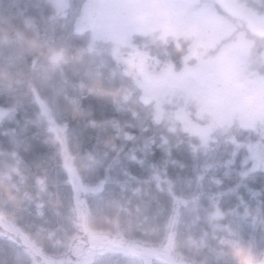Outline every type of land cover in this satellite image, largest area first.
<instances>
[{"label":"trees","instance_id":"1","mask_svg":"<svg viewBox=\"0 0 264 264\" xmlns=\"http://www.w3.org/2000/svg\"><path fill=\"white\" fill-rule=\"evenodd\" d=\"M60 15L57 0H0V213L20 231L0 224V264H22L23 236L39 260L74 264L87 228L131 242V253L143 245L148 264H246L245 256L264 264V176L238 175L264 166L243 170L246 146L231 142V152L217 153L181 121H158L122 72L114 43L77 34L75 20ZM131 40L162 62L176 60L158 37ZM181 105L196 120L195 104H163ZM45 108L64 126L59 138ZM62 146L86 188V220ZM229 157L226 178L218 166Z\"/></svg>","mask_w":264,"mask_h":264},{"label":"rangeland","instance_id":"2","mask_svg":"<svg viewBox=\"0 0 264 264\" xmlns=\"http://www.w3.org/2000/svg\"><path fill=\"white\" fill-rule=\"evenodd\" d=\"M58 2V10L63 14L62 10L67 11L69 5L66 0H58ZM182 2L181 0L176 3L175 0H104L100 5L104 16L102 29L91 33V36L95 41L104 38L114 43V50H118L117 52L121 54L118 60L124 66L122 72L131 77L130 81L139 92L138 95L141 93L145 101L153 103L149 111L155 112L158 121L172 128L181 121L182 126L197 137L202 146L213 145L217 153L220 150L231 152L230 140L235 139L233 146L236 150L247 147V152L244 153L248 165L255 168L264 166V144L250 141V139L262 138L256 133L264 136V81L254 80L255 78L246 69L248 55L243 53L235 58L232 66H224V58L212 61L211 64L205 63L203 58L205 54L200 50L199 63L192 62L190 66L181 64L173 66L168 61L167 65H159L155 60L153 61L152 52L146 44L139 47L131 40L134 34H147L150 28L161 27L164 35L183 33L191 37L194 42L203 44L205 40H210L217 43L231 30L219 16L215 17L199 10L189 14L186 10L187 3L183 5ZM173 15L175 16L172 18ZM258 25L264 28V21H259ZM162 33H157L156 36L163 38ZM142 59L147 60L156 79V82L143 86L136 72V62ZM103 60L107 61L108 56L105 55ZM175 100L184 101L189 109L190 105L195 104L196 120L189 116L191 109L188 110L182 105L176 107L174 111H169L163 106ZM44 113L49 120L47 124L51 130H55L59 138L64 126L56 122L46 108ZM4 115L5 112L0 110V118ZM62 149L64 164L76 190L75 200L78 210L83 216L82 220H86L84 196L86 188L80 179L74 157L68 150L66 151V147L62 146ZM0 224L11 234L20 232L12 228L13 224L3 213H0ZM114 239L115 237L109 233L87 228L85 236L78 241L76 257L72 256L76 260L71 258V262L88 264L97 259H104L108 264L150 262L148 257L151 251L148 248L139 245L138 252L131 253L126 249L133 246L131 242L124 239L114 241ZM23 243L25 249L19 250L17 254V259L22 264L54 263L46 256H42L43 261L39 260L37 258L39 250L26 236H23Z\"/></svg>","mask_w":264,"mask_h":264},{"label":"flooded vegetation","instance_id":"3","mask_svg":"<svg viewBox=\"0 0 264 264\" xmlns=\"http://www.w3.org/2000/svg\"><path fill=\"white\" fill-rule=\"evenodd\" d=\"M104 0H66L69 5L67 11L62 10L60 19L74 21V32L79 35L99 32L102 29L103 12L100 5ZM187 5V12L193 14L203 11L212 16H219L231 30L227 32L217 43L205 40L203 44L194 42L191 37L184 35L163 34L162 28H150L147 34H140L144 39L158 37L162 33L163 38L158 40L165 49H171L174 53L171 58L173 66L181 64L190 66L192 62L199 63V51H203L204 62L211 64L212 61L224 58V66H232L236 57L241 54L248 55L245 67L254 80L264 81V28H260L259 21H264V0H181ZM179 0H175V3ZM94 5L99 16L98 30H89L84 23L86 9ZM175 15L172 16V18ZM162 65V61H157ZM165 63V62H164ZM165 65V64H164ZM258 85V82H256ZM235 140V139H234Z\"/></svg>","mask_w":264,"mask_h":264},{"label":"water","instance_id":"4","mask_svg":"<svg viewBox=\"0 0 264 264\" xmlns=\"http://www.w3.org/2000/svg\"><path fill=\"white\" fill-rule=\"evenodd\" d=\"M84 23L89 29L92 30H95L99 27V16L94 6L89 5L87 7ZM137 72L144 84H150L155 82V78L152 75L151 70L145 60L137 61ZM148 103L149 102L147 101L146 104Z\"/></svg>","mask_w":264,"mask_h":264},{"label":"snow or ice","instance_id":"5","mask_svg":"<svg viewBox=\"0 0 264 264\" xmlns=\"http://www.w3.org/2000/svg\"><path fill=\"white\" fill-rule=\"evenodd\" d=\"M234 158L229 157V160L223 162L218 167H224L225 172L224 175L226 178H231V172L234 167ZM241 166L243 170H247L248 164L247 161H242ZM238 175H241V180H248V179H254L257 175L264 176V169H256L254 171L248 172L247 174H241L238 173ZM218 184L219 187H223V180H219L218 178L214 181ZM239 186H244L243 184Z\"/></svg>","mask_w":264,"mask_h":264},{"label":"clouds","instance_id":"6","mask_svg":"<svg viewBox=\"0 0 264 264\" xmlns=\"http://www.w3.org/2000/svg\"><path fill=\"white\" fill-rule=\"evenodd\" d=\"M244 259L246 264H258V262L253 257L245 256Z\"/></svg>","mask_w":264,"mask_h":264}]
</instances>
